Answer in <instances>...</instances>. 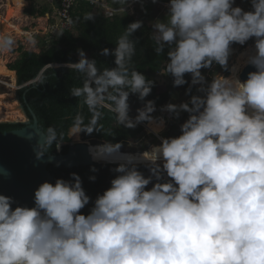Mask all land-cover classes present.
Instances as JSON below:
<instances>
[{"label": "clouds", "instance_id": "1", "mask_svg": "<svg viewBox=\"0 0 264 264\" xmlns=\"http://www.w3.org/2000/svg\"><path fill=\"white\" fill-rule=\"evenodd\" d=\"M143 1L168 8L166 20L152 25L155 52L168 48L164 72L174 87L187 85L189 99L159 111L175 120L188 114L180 134L161 135L167 121L154 115L155 101L130 115V96L143 101L155 86L132 67L136 42L130 37L143 21L127 26L114 51H101L115 57L114 68L101 70L78 49V62L67 66L81 73L83 83L70 94L93 118L84 125L77 113L69 137L98 132L97 109L108 107L125 128L147 124L160 143L139 153L122 152L124 142L90 145L94 161L117 165L110 187L94 202L77 173L40 184L32 207H13L16 201L0 194V264H264V0H251L252 11L236 0H134ZM19 3L25 6V0ZM135 10L124 14L135 16ZM84 19L95 17L90 12ZM250 40L251 54L230 68L233 45ZM14 43L6 29L0 31V53L12 51ZM214 64L230 75L216 73L209 82L202 70ZM247 66L256 70L242 81ZM42 132L37 159L53 143L57 151L63 144L54 129ZM146 164L148 176L140 170ZM0 175L10 173L0 168Z\"/></svg>", "mask_w": 264, "mask_h": 264}, {"label": "trees", "instance_id": "2", "mask_svg": "<svg viewBox=\"0 0 264 264\" xmlns=\"http://www.w3.org/2000/svg\"><path fill=\"white\" fill-rule=\"evenodd\" d=\"M111 4L113 0H109ZM113 6L124 5L123 0H114ZM162 3L168 4L169 0H158ZM149 2V1H148ZM244 2L249 3L248 0H240L239 4L243 5ZM152 2L144 3L145 7H150ZM250 5V3H249ZM158 6V5H157ZM161 8L163 6H160ZM158 7L157 12H154L157 8H151L147 14L143 16H131L128 14L116 15L107 17L105 15L99 16L92 21H86L84 19L87 13L92 12L93 7L88 3H81L74 13V19L76 21L77 35L71 32L60 35L58 33L51 39L50 43L45 46L40 53L23 51L20 58L11 64L9 67L12 71H15L19 80V84L28 83L38 77V75L49 65L53 64H69L78 62V49H83L85 53L90 54L89 60H95L97 67L101 70L104 68H114L115 57L113 55H101V51L105 48L110 52L114 51L117 41L121 35L124 34L127 26L136 21H143L141 29L137 30L130 39L136 42V53L132 58V67L143 73L147 79L155 82V86L152 89L151 94L143 100L155 101L157 112L154 114L159 117L163 115L159 109L170 103L173 96L176 95L172 92L174 84H162L156 81V73L160 70L165 61L168 60L167 51L161 55H157L155 48L157 47L156 41L153 39V23L158 20H165L163 15L158 17L160 9ZM247 8V7H246ZM248 11L247 9H244ZM48 11H45L46 14ZM42 13L41 16L45 14ZM30 15H35L33 9L29 10ZM253 42L250 40L246 45H233L234 52L241 51ZM236 50V51H235ZM229 62V67H231ZM228 73V72H227ZM168 75V74H167ZM171 80L173 78L168 75ZM187 80H191L190 75H186ZM83 78L81 73L65 69L49 68L44 73V79L41 82L36 83L34 86L28 89L25 94V90L19 91L20 100L23 104L25 101L28 106L35 112L39 127L45 131L48 128L55 130L57 141L60 143L70 142L68 138V132L70 126L73 123V118L80 114L84 125H88L93 118L92 111L86 105H78L77 98L72 97L70 90L72 87L82 86ZM181 91L186 92L187 85L178 87ZM195 93V89L193 90ZM130 100H140L137 95H131ZM142 101V100H141ZM26 107L27 115L30 120L32 116ZM101 113L98 119L97 128L98 132H93L91 135L82 133L84 141L97 140L101 143L111 142H124L125 147L128 145V141L134 139L135 133H143L147 131L148 125L145 124V128L137 126L135 129H128L117 123L116 114L108 107H100L97 109ZM131 115V107H130ZM188 118V114L183 115V120ZM23 124H0V132L11 131L22 128ZM172 130L166 137L178 136L180 134V128L175 123L171 125ZM148 132V131H147ZM152 134V133H151ZM147 135L146 138L149 144L142 146L140 152L147 151L152 144H159L155 135ZM101 145V144H100ZM48 155L55 156L58 151L53 143L48 149ZM68 147L62 148V153L66 154ZM130 152V151H129ZM116 164H94L91 166H82L77 168H65L59 165H50L49 169L54 174L55 180L63 178L65 180L70 178L71 173H77L83 180V187L86 193L91 197L94 202L99 194H102L107 188L110 187V182L115 178L116 173L113 169ZM95 167L96 172H92L91 169ZM140 170L145 176L149 175V170L146 165H140ZM90 176H95V182L89 180ZM54 180V182H55ZM151 187V185L149 186ZM93 205L90 203L85 209L82 210L83 214L87 215Z\"/></svg>", "mask_w": 264, "mask_h": 264}, {"label": "water", "instance_id": "3", "mask_svg": "<svg viewBox=\"0 0 264 264\" xmlns=\"http://www.w3.org/2000/svg\"><path fill=\"white\" fill-rule=\"evenodd\" d=\"M59 65L61 68L57 69H65L67 67V64ZM52 66L54 65L47 66L36 79L22 84L23 88L21 90H25L26 94L30 87L43 81L44 73L47 69L53 68ZM255 70L252 66L245 67L241 73V79L243 81L246 80L248 73ZM22 105L26 114V107L29 108L28 110L32 116L30 122L23 124L22 128L0 132V168L6 169L10 173L7 178L0 175V194L12 197L16 201L13 207L34 206L33 197L38 186L45 181L54 183L55 177L49 169L50 165L77 168L94 164H114L95 162L92 159L89 153V146L103 144L97 140H82L81 143H63L57 155L46 154L43 158L37 159L36 149L38 144L43 143V130L39 127L38 118L27 102L25 101V104L22 103ZM140 126L144 127L143 124H140ZM29 134L32 135V139H28ZM64 146L68 147L66 154L60 152ZM121 151L127 152L125 149H121Z\"/></svg>", "mask_w": 264, "mask_h": 264}, {"label": "rangeland", "instance_id": "4", "mask_svg": "<svg viewBox=\"0 0 264 264\" xmlns=\"http://www.w3.org/2000/svg\"><path fill=\"white\" fill-rule=\"evenodd\" d=\"M248 1H249L250 5L247 2H244L243 5L242 4L240 5L239 4L240 0H236V5L242 7L243 9H247L250 11L251 0H248ZM26 2H27V5L24 7L23 12H22V17L24 19H23V22L21 23L22 24L21 25L22 31L24 32V34L16 36L14 38L15 43H14L12 51L8 52L7 55H3V57H5V59L8 61L7 67L9 69H10L9 66L20 58L21 53L23 51H31V52L39 53L51 41L50 40V35H51L50 31H51V26L54 24L52 16H50V17H48L47 15L41 16V14L44 13L45 11H50V12L56 11L58 9V0H48L45 2H44V0H26ZM101 2L105 5L107 2L110 5H112L109 0H101ZM144 3H149V2L148 1L147 2H144V1L138 2L135 5V9H136L135 10V16H139V17L143 16V15L147 14V12L149 10H151V8H157L154 10V12H157L158 7L161 8L160 7L161 5L153 3V2L150 5V7L149 6L145 7ZM30 9H33L35 11V15L32 16L29 14ZM3 12L4 11H2L1 14H3ZM92 13L94 14L95 19H97L99 16L104 15V11L102 9H98L97 11L92 10ZM167 13H168V8L166 6H163L160 9L158 17H160V15H163L164 19L166 20ZM122 14H124V13H122ZM162 21H164V20H162ZM25 34H31L35 43H30L28 41V39L26 38ZM76 34H77V32H75V35ZM24 38H26L27 40L25 41ZM251 41L253 43L248 45L247 47L254 45V40H251ZM246 48H244L241 51H237V52L233 53V55L231 56L230 61H229L232 64L231 67L237 63L240 54L243 53ZM86 55H87V58L90 59V54L86 53ZM78 58H79V56H78ZM167 62H168V60L164 62V64L160 68V70L156 73V81H158L162 84H165V85L174 84V81H172L171 78L167 75V73L164 72V66ZM52 67L56 68V69L61 68L60 65H58V66L54 65ZM202 73L206 76V78L209 80V82L211 81L212 76L216 73H219V74L224 75V76L230 75V72L227 73L219 65H216V64H214L211 69L202 70ZM13 86L15 88L16 98L22 107V110L25 114L26 119L19 120V121H5V120L3 121V119H0L1 120L0 124H28L30 122V120L28 119V117L25 113L24 107L20 101L19 86L21 87V85L19 84L17 74H16L15 82H13L12 77H10V76L0 75V95L9 94L11 92V90L13 89ZM175 91H176V95L173 96L170 103L179 104L181 102H186L189 99V97L185 95V92L181 91V89H179L178 87H173L172 92L175 93ZM129 104L131 107V116L135 117V115L137 114V109L143 108L146 103H144L141 100H130ZM0 106H1V104H0ZM0 109H1V107H0ZM184 114L185 113L181 114V118L179 120H175V119L170 118L167 113H163V116L165 117V119L167 121V126H166L165 131L162 132L161 135L164 137L169 135V133L172 130L171 125L173 123H175L176 126L178 128H180V125L184 122V120H183ZM147 131L145 130L141 134L135 133L134 139L132 141L136 144V146L130 148L127 145L125 148L129 149V151H131V152L132 151L140 152L142 145L144 146V145L149 144L150 140H148L146 138L147 135H152V134H150L151 132L149 131V126L147 127ZM68 138L70 140L69 143L74 142L73 137H69V134H68ZM80 138H81V140H83L82 134L80 135ZM158 142H159V139H158ZM150 147H149V149H150Z\"/></svg>", "mask_w": 264, "mask_h": 264}, {"label": "bare ground", "instance_id": "5", "mask_svg": "<svg viewBox=\"0 0 264 264\" xmlns=\"http://www.w3.org/2000/svg\"><path fill=\"white\" fill-rule=\"evenodd\" d=\"M26 5L27 2L25 0V6ZM24 7L20 5L19 0H0V25H2V29L0 31H4L6 29L7 33L11 35L13 39L16 36L24 34L21 26L22 25L21 23L23 22L24 19L22 17V12ZM2 11H4L3 14H1ZM253 49H254V45L247 47L244 50V52L240 54L238 61L235 65L240 64L244 59H246L247 56L251 54V51ZM3 55H7V53H0V75L10 76L12 77L13 82H15L16 73L15 71H12L7 67L8 61L5 59V57H3ZM242 71L239 74L240 79H241ZM0 104H1L0 119H3V121L4 120L19 121L26 119L22 107L16 98V92L14 86L9 94L0 95ZM73 141H74L73 143L82 142L80 137L79 139L73 137ZM125 153H133V152L127 151ZM99 162H105V161H99Z\"/></svg>", "mask_w": 264, "mask_h": 264}, {"label": "built area", "instance_id": "6", "mask_svg": "<svg viewBox=\"0 0 264 264\" xmlns=\"http://www.w3.org/2000/svg\"><path fill=\"white\" fill-rule=\"evenodd\" d=\"M58 9L56 13V22L51 26V35L50 40L54 38L58 33H67L76 32V21L74 19V13L76 11V8L81 3H88L93 7L94 11H97L98 9H102L104 11V15L107 17H112L116 15H123L122 13H128L131 14V12H134V5L137 2H134V0H129L128 5L118 6L114 7L111 5H108L106 3L103 4L101 0H58ZM126 7V12L120 11L121 8ZM252 11V7L250 9ZM2 29V25H0V30ZM23 88V85L21 87L19 86V91Z\"/></svg>", "mask_w": 264, "mask_h": 264}, {"label": "crops", "instance_id": "7", "mask_svg": "<svg viewBox=\"0 0 264 264\" xmlns=\"http://www.w3.org/2000/svg\"><path fill=\"white\" fill-rule=\"evenodd\" d=\"M45 1H48V0H44V2ZM115 1L113 0V3H114ZM108 3V2H107ZM112 3V4H113ZM58 4H59V1H58ZM108 5H110L109 3H108ZM56 13H57V10L56 11H53V12H50V11H48L46 14H45V16L47 15L48 17H50V16H52V19H53V22L55 23L56 22ZM77 32V31H76ZM74 35H75V32L73 33ZM77 35V34H76ZM27 38V37H26ZM26 38H24V40L26 41L27 39ZM31 52V51H30ZM41 52V51H40ZM39 52V53H40ZM35 53H37V52H35ZM68 65V64H67ZM68 67V66H67ZM66 67V68H67ZM16 73V72H15Z\"/></svg>", "mask_w": 264, "mask_h": 264}, {"label": "flooded vegetation", "instance_id": "8", "mask_svg": "<svg viewBox=\"0 0 264 264\" xmlns=\"http://www.w3.org/2000/svg\"><path fill=\"white\" fill-rule=\"evenodd\" d=\"M27 115V114H26ZM28 119L30 120L29 116L27 115Z\"/></svg>", "mask_w": 264, "mask_h": 264}]
</instances>
